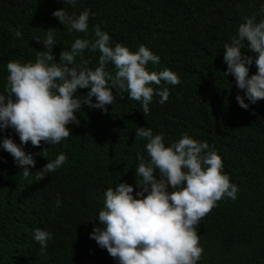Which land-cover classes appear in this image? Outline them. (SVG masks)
Segmentation results:
<instances>
[{
    "label": "trees",
    "instance_id": "16d2710c",
    "mask_svg": "<svg viewBox=\"0 0 264 264\" xmlns=\"http://www.w3.org/2000/svg\"><path fill=\"white\" fill-rule=\"evenodd\" d=\"M262 5L264 0H77L73 7L66 0H0V94L5 93L7 63L34 62L48 28L57 29L56 62L75 39L93 41L99 25L112 46L121 43L136 51L144 45L159 56L158 64L149 62V71L167 68L181 80L178 86L165 85L170 95L164 104L153 97L146 117L141 104L128 99L126 92L116 95L107 113L84 105L76 114L80 124L68 125L72 134L61 143L23 146L33 154L47 148L45 158L35 156L27 178L0 148V264H118L89 234L99 224L93 219L103 207L105 191L125 181L135 186L137 154L149 159L146 140L135 139L137 127L162 133L166 146L184 133L206 141L238 187L235 200L221 199L200 221L203 254L198 264H264V100L251 104L245 98L249 108H241L235 97L243 92L234 77L223 75L224 45L238 35L246 17L255 15L257 22L264 18ZM63 8L73 17L90 10L87 33L69 31L52 15ZM16 30L22 38L15 37ZM241 51L252 55L247 47ZM99 55L98 50H85L75 66L87 61L86 66L95 69ZM107 70L115 72L112 64ZM256 70L253 63L249 75ZM0 136L20 143L11 129ZM60 153L67 162L37 180L39 170ZM35 228L52 234L44 252L33 238Z\"/></svg>",
    "mask_w": 264,
    "mask_h": 264
},
{
    "label": "clouds",
    "instance_id": "9594fccd",
    "mask_svg": "<svg viewBox=\"0 0 264 264\" xmlns=\"http://www.w3.org/2000/svg\"><path fill=\"white\" fill-rule=\"evenodd\" d=\"M66 2L75 7L77 0ZM261 11L264 12V5ZM52 15L67 25L69 31H88V9L77 17L68 15L64 8ZM56 30H45L43 49L37 51L34 62L7 63L5 93L0 94V133L11 129L20 140L17 144L10 136H0V148L23 168L25 178L31 174L29 167L36 165L35 156L45 158L47 148L33 154L23 146L31 143L39 148L42 144L61 143L72 134L68 125L80 124L76 114L84 105L107 113L116 95L126 92L128 99L141 104L146 117L154 96L160 97V104L169 99L170 91L165 85L181 84L179 75L170 69L148 70L149 62L158 64L160 58L146 46L140 45L136 51L121 43L112 46L110 35L99 25L94 27L93 41L75 39L70 50L60 52V60L56 62L53 53ZM15 37L22 38L21 31L16 30ZM245 47L252 55L242 53ZM85 50L99 51L95 69L87 67V61L75 66L76 57L83 60ZM223 62L227 65L223 75L234 77L236 87L243 92L235 97L241 108H249L245 98L251 104L264 100V18L259 22L255 15L245 18L238 35L224 45ZM253 63L257 70L249 75ZM109 64L114 66V73L107 70ZM153 84L159 87L154 88ZM80 89L90 90L78 96ZM135 134V139L146 140L149 159L145 161L137 154L135 186L125 181L105 191L103 207L93 219L98 218L99 224L93 227L90 239L106 249L118 264H198L203 254L197 232L200 221L221 199L235 200L238 187L223 172L222 158L206 141L184 133L178 141L166 146L163 134L154 135L149 127H137ZM67 159L60 153L54 160H47L37 180L45 178V173L56 172ZM60 203L58 199L57 207ZM33 238L44 252L52 234L35 228Z\"/></svg>",
    "mask_w": 264,
    "mask_h": 264
}]
</instances>
